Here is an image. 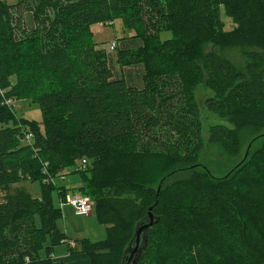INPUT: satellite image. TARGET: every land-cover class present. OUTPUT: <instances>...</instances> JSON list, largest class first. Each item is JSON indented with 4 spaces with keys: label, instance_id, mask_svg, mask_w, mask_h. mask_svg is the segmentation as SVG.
<instances>
[{
    "label": "trees",
    "instance_id": "trees-1",
    "mask_svg": "<svg viewBox=\"0 0 264 264\" xmlns=\"http://www.w3.org/2000/svg\"><path fill=\"white\" fill-rule=\"evenodd\" d=\"M118 18L143 40L119 51L122 65L145 64L143 87L114 77L94 38V24ZM223 47L248 49L245 69ZM200 84L213 92L203 102ZM25 98L44 131L17 115ZM205 110L232 124L209 126L230 155L241 129L264 128V0H0V264H54L70 237L52 196L65 202L66 189L53 179L67 172L80 173L107 228L101 241L71 239L90 264H123L139 223L138 264H264V140L214 176L197 163ZM161 159L177 167L157 182ZM35 180L41 197L24 184Z\"/></svg>",
    "mask_w": 264,
    "mask_h": 264
},
{
    "label": "rangeland",
    "instance_id": "rangeland-1",
    "mask_svg": "<svg viewBox=\"0 0 264 264\" xmlns=\"http://www.w3.org/2000/svg\"><path fill=\"white\" fill-rule=\"evenodd\" d=\"M9 3H13L17 0H7ZM28 19V18H27ZM221 19L225 24L226 29H229L232 24H234L231 17L227 16L224 8H222ZM94 31V38L104 49H108L112 52H117L118 48L115 50L110 49V45L113 41L122 42L125 36H128L131 32L127 30L121 19H116L113 24H103L97 23L92 26ZM162 39H167L171 37L169 31L161 33ZM248 49L240 47H223L219 48V52L230 59L237 68L243 70L248 64L249 59L246 56V51ZM133 76L135 79H140V74L138 71H134ZM122 77V76H119ZM124 78V77H123ZM127 78V76H126ZM198 98L203 102L205 97L213 92L208 89L205 85H198L196 88ZM14 109L19 117H22L27 122H36L42 131H44V118L43 112L37 101H32L30 98H25L21 100H16L14 103ZM214 123H224L229 127L232 124L224 118L219 117L213 112L207 110L204 111V127L202 131L203 136V146L198 153L197 163L207 170H209L214 176L220 177L226 175L230 172L238 163H240L246 156L247 153L253 150L256 146L261 144L264 140V128H254L246 127L240 130V146L239 151L235 155L228 154L220 143L209 141V126ZM258 136H261L257 138ZM257 138V139H256ZM256 139V140H255ZM23 142L28 143V140H23ZM158 173L156 175L155 181H159L160 178L168 173V171L177 167L175 162L171 160L161 159L157 163ZM81 175L79 172H67L62 177H55L53 183L59 186H65L66 196H73L74 194H81ZM30 187L31 192L37 196H42V182L41 180H35L32 182L24 183ZM0 196H3V192L0 190ZM53 201L56 206L62 209V219L60 220V226L67 233L70 239H81L83 237H88L92 241H101L107 237V228L104 223H102L93 211L89 215H77L75 208L68 202L61 205L60 195L55 190L52 193ZM37 224H40V216L36 217ZM71 241V240H69ZM76 246V245H75ZM129 246V245H128ZM127 246L126 249L129 247ZM134 243H132V247ZM68 242L62 243L56 249V256H60L64 252H68ZM46 248V245L45 247ZM76 248H80V244H77ZM131 252V248L128 249V256ZM143 252V251H142ZM42 256L45 255V250L40 252Z\"/></svg>",
    "mask_w": 264,
    "mask_h": 264
},
{
    "label": "crops",
    "instance_id": "crops-1",
    "mask_svg": "<svg viewBox=\"0 0 264 264\" xmlns=\"http://www.w3.org/2000/svg\"><path fill=\"white\" fill-rule=\"evenodd\" d=\"M28 18V19H27ZM25 19H26V24L29 29H32L35 27V19H34V14L31 11H28L25 13ZM95 34V33H94ZM113 43H116V48H118L117 52H112L108 49H105L107 52L108 56V64L109 67L111 68L114 77L120 78L119 76H122L125 78L126 82L129 85H134L138 87H143L144 86V75L146 71V66L144 63H137L133 65H122L119 62V51L123 49H131V48H136L140 47L143 45V40L140 37H134V32L131 31L128 36H125L123 38L122 42L119 41H113ZM110 45V49H111ZM111 49V50H115ZM138 71L140 74V79H135L133 76V72ZM127 76V78H126ZM65 204V203H64ZM61 204V205H64ZM71 240V239H70ZM74 242L76 244L75 247H72V243ZM65 243V242H64ZM62 243L58 244L53 252V261L54 264H90V257L88 254L85 252L81 251V249L76 248L77 244L75 240H71L68 242V252L63 253L60 256H56V249L59 245Z\"/></svg>",
    "mask_w": 264,
    "mask_h": 264
},
{
    "label": "water",
    "instance_id": "water-1",
    "mask_svg": "<svg viewBox=\"0 0 264 264\" xmlns=\"http://www.w3.org/2000/svg\"><path fill=\"white\" fill-rule=\"evenodd\" d=\"M150 223H153L154 217L150 213ZM148 224L145 223H139L136 229V233L134 238L131 240L129 244V248H131V252L128 256V249L125 250L123 264H138V259L142 253V251L147 247V237L144 233V230ZM132 243H134V246L132 247Z\"/></svg>",
    "mask_w": 264,
    "mask_h": 264
},
{
    "label": "built area",
    "instance_id": "built-area-1",
    "mask_svg": "<svg viewBox=\"0 0 264 264\" xmlns=\"http://www.w3.org/2000/svg\"><path fill=\"white\" fill-rule=\"evenodd\" d=\"M116 47V43L111 45V49ZM27 139H32V134L27 135ZM70 203L74 208L77 215H89L93 212L94 201L91 197L83 195V194H74L73 196H67L66 201ZM61 200V204L65 203ZM72 243V247H75V243Z\"/></svg>",
    "mask_w": 264,
    "mask_h": 264
}]
</instances>
